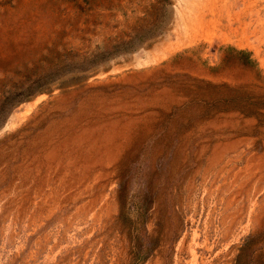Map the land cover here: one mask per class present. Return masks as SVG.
Here are the masks:
<instances>
[{"label": "rangeland", "instance_id": "1", "mask_svg": "<svg viewBox=\"0 0 264 264\" xmlns=\"http://www.w3.org/2000/svg\"><path fill=\"white\" fill-rule=\"evenodd\" d=\"M0 264H264V0H0Z\"/></svg>", "mask_w": 264, "mask_h": 264}]
</instances>
